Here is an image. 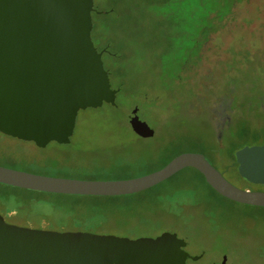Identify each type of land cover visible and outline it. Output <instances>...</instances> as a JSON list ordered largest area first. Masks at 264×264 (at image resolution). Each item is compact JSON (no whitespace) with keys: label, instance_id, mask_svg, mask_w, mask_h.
Masks as SVG:
<instances>
[{"label":"rangeland","instance_id":"374dc122","mask_svg":"<svg viewBox=\"0 0 264 264\" xmlns=\"http://www.w3.org/2000/svg\"><path fill=\"white\" fill-rule=\"evenodd\" d=\"M93 3L99 13H92L91 37L96 48H106L103 65L111 87L119 88L115 106L80 110L68 144L39 148L0 132V165L118 180L152 172L176 154L202 151L235 187L264 192V184L248 182L234 165L238 149L264 145V0ZM193 81L205 95L234 100L235 127L242 130L218 160L209 115L199 107L191 110ZM135 106L153 137L140 138L130 128ZM0 214L10 224L61 232L132 238L174 231L212 253L230 249L239 263L264 264V207L221 196L192 167L119 196L44 193L0 183Z\"/></svg>","mask_w":264,"mask_h":264},{"label":"water","instance_id":"95a60500","mask_svg":"<svg viewBox=\"0 0 264 264\" xmlns=\"http://www.w3.org/2000/svg\"><path fill=\"white\" fill-rule=\"evenodd\" d=\"M93 0H0V132L44 148L68 144L77 113L115 106L119 89L91 38ZM99 13V12H97ZM132 108L129 125L140 138L154 130ZM238 174L264 184V145L235 152ZM186 167L234 202L264 207V192L227 181L199 152H184L147 174L118 180L56 177L0 165V183L44 193L119 196L146 190ZM181 239L162 232L129 239L84 231H54L7 223L0 214V264H171Z\"/></svg>","mask_w":264,"mask_h":264},{"label":"flooded vegetation","instance_id":"af4514ba","mask_svg":"<svg viewBox=\"0 0 264 264\" xmlns=\"http://www.w3.org/2000/svg\"><path fill=\"white\" fill-rule=\"evenodd\" d=\"M152 1H155L156 3L159 4L169 3V0H152ZM93 7H94V11L91 12V16L92 13L98 12L95 9L94 3H93ZM92 41L95 46V41L94 40ZM97 50L98 51L104 50L105 52L106 48L105 46L101 48L97 47ZM197 70L198 71L196 70L194 71L198 72L199 75L200 74L202 75L200 69L197 68ZM193 84H194L193 86L194 103L193 105H191V110H193L195 107L197 108L199 107L205 114L209 115V120L211 121L214 127V135H215V145L211 148V150L213 151L215 158L218 160V158L220 157V150H223V148H225L226 142L230 141V139H234L238 133V130H236L235 127L236 126L235 116L237 114V110L234 106V100L228 94H217L210 96L205 95V90L200 86L199 81L197 82L193 81ZM113 89H119V88L115 87ZM210 97L212 99H210ZM198 152L202 153L200 151ZM165 232L174 233L176 234L178 239H181L179 243V248L174 249L176 255L174 256V262L171 264H249L247 262L244 263L237 262L233 258L230 249H218L214 253H212L207 247L194 244V240L188 235L180 236L178 233H175L174 231H165ZM161 233L156 234L154 236H139L132 238L129 237V239H136L140 237L155 238Z\"/></svg>","mask_w":264,"mask_h":264},{"label":"trees","instance_id":"16d2710c","mask_svg":"<svg viewBox=\"0 0 264 264\" xmlns=\"http://www.w3.org/2000/svg\"><path fill=\"white\" fill-rule=\"evenodd\" d=\"M167 4H168V3H166V4H164V5H167ZM161 5H162V4H161ZM241 130H242V129H239V130H238V134L241 133ZM200 152H202V151H200ZM212 152H213V151H212ZM202 153H203V152H202ZM203 154H204V153H203ZM204 156H206V155L204 154ZM234 165H237L236 162L234 163ZM201 175H202V174H201ZM203 179H204V177H203ZM204 181H205V180H204ZM205 182H206V181H205ZM208 186H209V185H208Z\"/></svg>","mask_w":264,"mask_h":264}]
</instances>
